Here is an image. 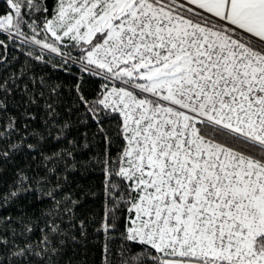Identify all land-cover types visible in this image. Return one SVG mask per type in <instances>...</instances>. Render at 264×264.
Wrapping results in <instances>:
<instances>
[{
  "label": "snow or ice",
  "instance_id": "1",
  "mask_svg": "<svg viewBox=\"0 0 264 264\" xmlns=\"http://www.w3.org/2000/svg\"><path fill=\"white\" fill-rule=\"evenodd\" d=\"M6 209L0 264H264V0H0Z\"/></svg>",
  "mask_w": 264,
  "mask_h": 264
},
{
  "label": "trees",
  "instance_id": "2",
  "mask_svg": "<svg viewBox=\"0 0 264 264\" xmlns=\"http://www.w3.org/2000/svg\"><path fill=\"white\" fill-rule=\"evenodd\" d=\"M64 79L67 80L68 78L64 77ZM91 179H92L93 183L98 184L100 179H102V177H93ZM31 199L32 198L29 197V200H31ZM100 203L101 202L99 200H96L95 202L90 203L89 207L95 209L96 211H100ZM0 214H12V215H15L16 212H15V209H6V210H4L3 213H0ZM97 240H102V237H98ZM75 258L78 259V260L81 259L80 256H76ZM101 258H102V253H101V250H100L99 243H95L94 246L90 245V252H89V255L87 257V259L89 261V264H101Z\"/></svg>",
  "mask_w": 264,
  "mask_h": 264
}]
</instances>
